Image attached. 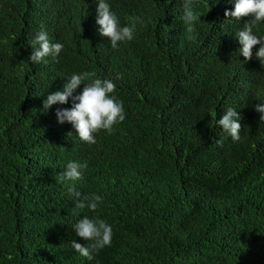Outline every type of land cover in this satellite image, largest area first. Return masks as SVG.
I'll return each instance as SVG.
<instances>
[{
	"label": "trees",
	"instance_id": "obj_1",
	"mask_svg": "<svg viewBox=\"0 0 264 264\" xmlns=\"http://www.w3.org/2000/svg\"><path fill=\"white\" fill-rule=\"evenodd\" d=\"M106 2L121 27L137 22L115 49L98 0H0V264H264V66L236 37L248 18L225 16L235 0H195L188 33L183 0ZM42 29L64 49L34 63ZM253 32L264 38V22ZM85 71L115 83L126 113L94 145L58 122L71 98L43 109ZM229 107L240 142L218 124ZM72 161L88 164L83 180H61ZM73 186L103 203L75 209ZM85 216L113 229L91 261L70 244L91 243L74 230Z\"/></svg>",
	"mask_w": 264,
	"mask_h": 264
},
{
	"label": "clouds",
	"instance_id": "obj_2",
	"mask_svg": "<svg viewBox=\"0 0 264 264\" xmlns=\"http://www.w3.org/2000/svg\"><path fill=\"white\" fill-rule=\"evenodd\" d=\"M97 5L96 22L100 26L99 32L102 36L110 38L113 49L117 48L120 42H130L134 39L137 27L136 20L130 26L121 27L119 17L111 10V6L106 0H98ZM182 6V20L186 25V31L192 33L194 22L200 19V15L194 10L196 7L195 0H183ZM225 16L236 20L248 18L243 28L236 32V37L242 45L239 53L245 58V62L251 61L255 56L264 66V38L253 32L254 26L264 22V0H235V10H226ZM188 39L195 40V36L190 35ZM257 45L260 46L259 50L254 53L253 49ZM63 49L62 43H52L47 32L42 29L36 35L33 51L28 59L34 63H40L45 57H51L55 60L60 56ZM81 85H83L82 92L74 95ZM115 91L116 85L113 81L98 78L95 72L73 73L70 78L66 79L63 90L47 96L43 101V109L49 111L53 105L67 104L71 98L73 104L70 109L58 108L56 110L58 122L60 124L65 122L72 124L83 142L94 145L97 142V133L105 131L111 134L115 130V126L126 119L123 102L117 99ZM254 108L260 113V121H264V101L254 105ZM240 120L241 116L238 111L232 107H229L222 118L218 120L219 126L231 136L234 142L242 140ZM217 143H221V141H217ZM87 168L86 162H69L67 169L60 173L61 180H83ZM70 191L74 197L75 209L88 208L95 212L103 203L101 195L82 196L74 186ZM74 230L79 237L91 243L85 246L73 240L70 242L71 247L89 261L94 259V252L106 246L110 247L112 244L113 229L99 216L95 219L85 216L74 225Z\"/></svg>",
	"mask_w": 264,
	"mask_h": 264
}]
</instances>
